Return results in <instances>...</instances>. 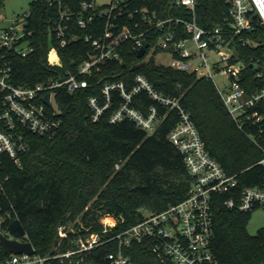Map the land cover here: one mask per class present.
<instances>
[{
    "label": "trees",
    "instance_id": "1",
    "mask_svg": "<svg viewBox=\"0 0 264 264\" xmlns=\"http://www.w3.org/2000/svg\"><path fill=\"white\" fill-rule=\"evenodd\" d=\"M81 1L63 0L75 12L80 10ZM172 2L128 0L121 15L111 19L119 27L130 25L140 20L135 10L141 8L155 11L159 17L192 18L190 10L176 7ZM229 9V0H197L194 16L204 28L217 25L227 29ZM130 13L134 14L133 18L129 17ZM58 16L56 4H49V0L30 2L22 22L25 31L31 32L26 37L32 50L25 57L13 49L0 52L11 64L12 84L32 86L58 77L65 69L75 70L92 51L85 36L97 37L105 28V17H97L85 29L72 23L70 32L77 39L61 47L51 31ZM253 21L252 37L259 40V45L243 46L238 39L235 43L236 58L247 63L250 56L264 53V24L257 17ZM180 36L189 34L181 30ZM52 48L57 50L61 67L49 59ZM137 74L144 75L158 91L180 101L195 123L205 149L227 174L237 175L238 189L264 186V166L259 164L264 156V119L240 129L211 79L174 69L157 62L153 56L138 57L126 41L121 46L119 60L108 61L100 71L87 76L88 87L72 93L64 87L55 90V105L48 107V111H54L53 118L60 123L56 134L48 137L28 133L30 147L21 156V166L10 159L4 167L9 177L4 185L2 207L19 219L26 233L24 239L32 243L35 252L50 257L44 264H70L65 257L53 256L64 253L70 247V240L77 237L68 227L67 237L58 235L59 225L72 222L81 235L96 232L103 240L83 254L82 264H111L108 254L117 248V242L108 240L113 234L138 221L141 209L163 210L187 193L191 177L182 154L168 138L179 120L176 110L159 107L160 113L167 114L152 133L127 119L110 123L108 114L112 108L98 121L91 120L89 97H99L106 81H123L130 87ZM247 83L250 87L259 84L251 73ZM138 99L142 109L155 104L143 93ZM257 108L264 114V101ZM226 197H219L214 205L212 250L217 264H264V227L254 235L247 231L250 214L259 206L249 211L229 209L223 205ZM104 214L118 219L107 232H103L99 222ZM0 255L9 256L1 244ZM148 257L134 246L133 259L137 264H149ZM79 258L73 256L72 264Z\"/></svg>",
    "mask_w": 264,
    "mask_h": 264
},
{
    "label": "built area",
    "instance_id": "2",
    "mask_svg": "<svg viewBox=\"0 0 264 264\" xmlns=\"http://www.w3.org/2000/svg\"><path fill=\"white\" fill-rule=\"evenodd\" d=\"M196 2H172L176 7L190 10L193 14L190 20L182 16L159 17L155 11L141 8L135 10L140 20L119 27L111 18L116 19L117 15H121L128 0H111L103 6L93 0H82L77 12L63 0H49V4H56L58 9V20L54 22L51 31L61 47L77 39V35L70 32L72 23L85 29L97 17L106 18L104 31L99 36L87 35L84 38L92 46L87 57L76 65L75 70L65 69L58 77L31 86L12 84L11 64L4 55H0V236L14 238L9 231V224L16 218L2 207L4 185L9 177L4 171L8 160L21 166V156L30 147L28 133L48 137L56 134L60 123L53 118L55 112L48 111V107L55 105V90L64 87L72 93L88 87L87 76L100 71L106 62L119 60L121 46L126 41L131 43L135 52L148 44L142 56L145 58H155L159 53L169 55L170 60L161 63L174 69L195 72L212 81L214 72L226 75L228 84L223 87L213 82L240 129L247 125H257L264 119V114L257 108L264 101V53L250 56L247 63L236 58L238 52L235 46L236 39L243 46L252 48L259 45V40L252 37L255 30L253 20L257 17L264 24V0H229L227 29L217 25L210 28L200 26L194 16ZM86 11H89L87 15L84 14ZM133 16V13L129 14L130 18ZM18 24L15 22L14 25L0 28V52L13 49L25 57L32 50L26 37L31 32L25 31L23 22H20V28ZM181 30L189 36H180ZM212 53L218 54L219 58L212 60ZM49 59L53 63L58 59L59 66H62L56 48L51 49ZM249 73L259 84H251V87L248 85ZM47 93L49 103L44 101ZM142 93L155 104L142 109L138 99ZM116 99L117 104L114 106ZM88 104L93 122L112 108L108 114L110 123L127 119L148 133H152L167 114L160 113L159 107L176 110L179 120L170 130L168 138L182 154L191 177L182 200L160 211L141 209L142 216L138 221L108 239L117 242V248L108 254L111 264H137L133 259L134 246H138L142 254L149 255V264H217L218 260L212 250L215 203L219 197L227 195L223 200L226 208L252 210L264 203V186L238 189L237 175L227 174L205 149L195 123L180 101L158 91L142 74L134 76L130 87L123 81H106L101 86V95L89 97ZM259 164L264 166V156ZM117 221L110 214H104L99 219L103 232L110 231ZM68 229L77 237L70 240V247L64 253L53 257H65L72 264V257L79 255L75 264H82L83 254L100 245L103 240L96 232L81 235L74 227ZM57 230L60 238L67 237L66 225H59ZM25 237L24 230V234L17 239L28 241ZM8 254L6 257L0 255V264H44L50 258L38 255L34 247L31 254Z\"/></svg>",
    "mask_w": 264,
    "mask_h": 264
},
{
    "label": "rangeland",
    "instance_id": "3",
    "mask_svg": "<svg viewBox=\"0 0 264 264\" xmlns=\"http://www.w3.org/2000/svg\"><path fill=\"white\" fill-rule=\"evenodd\" d=\"M33 0H3V4L0 5V28H6L14 25L15 22L19 23L18 28L21 27L20 22L23 21L24 14L29 11L30 2ZM97 5L108 4L111 0H93ZM190 47L193 44L189 43ZM219 58L218 54L212 53V60ZM157 62H168L170 56L165 53H159L155 56ZM213 81L220 87L228 84L226 75H222L219 72H214ZM68 228L73 227V222L67 225ZM264 227V203L252 210L250 218L247 223V231L254 235L258 229Z\"/></svg>",
    "mask_w": 264,
    "mask_h": 264
},
{
    "label": "water",
    "instance_id": "4",
    "mask_svg": "<svg viewBox=\"0 0 264 264\" xmlns=\"http://www.w3.org/2000/svg\"><path fill=\"white\" fill-rule=\"evenodd\" d=\"M148 46L146 44L144 47L139 48L136 53L138 57H142L145 53V49ZM56 62L58 59H55ZM58 63V62H57ZM44 101L46 103H49V94L47 93L44 96ZM9 231L14 236V238L10 239L5 236H0V242L7 253H32L33 252V246L30 241H20L17 239V237L22 236L24 234V228L19 221V219H14L9 224Z\"/></svg>",
    "mask_w": 264,
    "mask_h": 264
}]
</instances>
